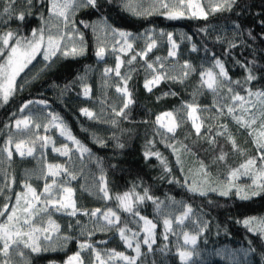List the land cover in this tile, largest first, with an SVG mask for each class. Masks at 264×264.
<instances>
[{"label": "snow or ice", "instance_id": "6c2138e0", "mask_svg": "<svg viewBox=\"0 0 264 264\" xmlns=\"http://www.w3.org/2000/svg\"><path fill=\"white\" fill-rule=\"evenodd\" d=\"M112 3L113 0H0V107L8 105L17 93L24 89L28 81L22 77V74L26 75V70H31L29 66L33 65L37 57H42L46 62L44 68H49L58 58L85 56L87 43L80 25L85 29L91 28L93 33L97 32L99 25L77 20V13L87 11L102 14L104 9ZM122 3L124 10L145 18L158 14L169 20L191 18L207 21L209 16L217 13L231 14L236 17L231 21L234 39L227 41L228 48L225 52L231 57L233 48L246 47L251 50L253 57L251 60H233L234 65L244 69L243 80H232L225 63L213 53V67L200 73L201 86L206 87L214 96L220 97L225 102L213 103L210 107L204 108L196 103H183L175 113L169 111L157 115L154 124L158 128L154 136L159 135L162 142L174 140L177 130L184 122H189L194 135L206 140L209 145L217 146V137H225L233 151L244 154L245 150L237 143L227 124L218 123L215 126L206 124L202 113L212 111L213 115L207 118L209 120L230 117L237 126V130H244L251 137L256 155L248 157L238 168L230 170L226 182L217 186H212L208 179V167L200 161L199 175L203 179L191 182L185 179L181 186L186 185L188 191L200 196H206L211 191L218 193L221 197L235 195L241 200L264 197V88L253 89V82L264 78L256 75V71L264 69V65H260L256 59L257 48L259 45H264V0H258V2L257 0H122ZM253 9L256 10L253 11ZM244 16L251 17V25L245 27L240 19ZM32 18H38L40 23L29 32H25ZM12 24L16 27L12 28ZM257 28L259 31L256 30ZM104 31L106 35L111 33L114 37H120L111 46L113 53L124 55L132 53L127 61L117 54L115 67L103 69L105 86H109L107 78L111 74L119 78V82L114 87L115 91L123 97V103L118 109L111 107L114 117L129 119L130 108L135 101L128 84L132 79L131 72L135 71L131 66L137 58L143 60L146 69L150 71L151 76L144 83V88L149 92L162 81L183 83L190 73L196 71L190 62L185 61L181 65V74L176 76L170 74V70L166 69L160 57H156L155 63L149 62L148 54L157 47V42L151 35L147 36L145 47L135 51L131 40L140 38L139 36H133L130 32L112 28L107 24H104ZM201 31L207 33L208 29L204 28ZM161 35L164 34L161 33ZM167 39L170 44L168 57L174 59L178 55V45L173 40L172 33L167 34ZM97 40L99 43L95 56L103 60L107 47L103 41H100L98 35ZM198 50L197 45L192 44L191 51ZM259 51L264 58V48H259ZM125 63L130 66L129 74L126 75L121 73ZM88 70L78 75L76 80L80 82L82 95L91 99L92 88L87 83ZM18 79L21 80L19 84ZM237 88L240 90L238 91ZM221 90H226L227 96H221ZM242 92L244 94H241ZM163 95H176V93L168 92ZM34 104L47 107L45 100H28L17 109V112L21 114L26 111L28 114L17 118V113L13 112L10 114L9 122L4 124V128L9 132L3 144L0 145V197H3V202L0 203V218H2L0 219V264H13V253L24 258V249L35 255L63 251L74 237L61 233V225L53 219L56 213L74 218L75 226L79 227L80 236L84 237L82 240H77L78 250L68 256L64 264H143L141 258L145 253L142 252V248L146 247L148 252L156 250L153 246L157 244L158 228L156 220L142 215L139 210L138 205L146 201H150L159 216L163 217V232L160 233L163 240L168 241L170 234L178 235L174 225L177 227L184 225L185 221L191 218L193 214L191 205H184V211L180 215L173 216L172 213L164 211L161 207L164 202L150 194L148 188H143L142 194L137 192L136 188L139 185L136 184L129 191L113 195L102 167V158L96 157L92 150L73 134L60 115L48 112L44 118L46 123L37 122L30 107ZM80 111L90 120L110 123L113 127L119 126L120 120L115 118L103 120L87 107ZM41 129L45 135L40 134ZM52 129L57 130L59 135L74 147L63 142L57 146L53 137L47 134ZM160 129L164 131L161 132ZM113 138L119 139L115 137V134ZM95 142L102 148L109 146L106 140L100 138H97ZM180 144L179 148L176 143H166L165 146L172 150L176 156L177 165H180V170L184 171L180 153L192 150L187 144L183 142ZM154 145L155 139L146 141V150L143 153L145 160L155 157L163 165L165 172L171 173L172 169L167 159L161 152L153 150ZM49 147L52 152L65 157V162H45L38 173L26 170L20 183L22 191L13 192L17 185V179L12 170L14 159L16 157L36 158L38 153L41 158H44V150ZM116 147L123 149L125 145L118 142ZM226 157L227 153L221 151L216 156V160L225 161ZM86 158L89 162H95L100 172L98 176L94 173L91 175L85 173ZM244 176L250 177L251 183L242 187L236 181ZM33 177L44 181L42 190L38 191L30 182ZM79 180L84 181L79 185L80 190L102 201L103 207L88 209L78 203L77 189L72 186V182ZM168 182L181 183L176 179H170ZM110 202H114V206ZM80 216L87 217L88 221L82 222L78 218ZM193 223L200 228V231L207 227V222L201 225L197 220ZM237 223L242 224L248 233L264 244V217H247ZM132 224L137 227H131ZM73 226L69 224V228ZM98 233L105 235L112 233L113 237L118 238L126 249L131 250V254L114 248L99 249L97 244L106 245L109 241H93L92 237ZM179 235L183 236L184 245L196 244L197 235H190L183 230ZM168 250L167 244L159 248L161 253ZM242 251L246 257L249 254H255L256 247L253 240L249 239L248 248ZM85 253L88 254L87 258ZM177 254L183 264H187L194 255L186 248L178 249ZM26 264H30V261H26ZM49 264H56V262L50 261ZM261 264H264V252L261 253Z\"/></svg>", "mask_w": 264, "mask_h": 264}, {"label": "trees", "instance_id": "16d2710c", "mask_svg": "<svg viewBox=\"0 0 264 264\" xmlns=\"http://www.w3.org/2000/svg\"><path fill=\"white\" fill-rule=\"evenodd\" d=\"M255 10L253 9V11ZM102 18L112 28L127 31L133 35L141 34L147 30L163 31L165 33L181 31L184 35L191 37V42L189 45L187 41H181L177 61L179 63L190 62L196 71L190 73L183 83L171 80L162 81L149 92L144 88L149 70L146 69L145 62L137 58L131 66L135 71L131 72L132 79L128 84L135 101L130 108L129 119L123 120L122 118L114 117L111 107L114 106L118 109L123 103V99L119 97L114 87L119 82V78L111 74L107 78L109 86H105V77L103 76V69L105 67L113 68L114 61L112 58H106L103 61L98 60L95 56L97 48L92 29H85L80 25L87 43V54L78 58H58L49 68H44L46 62L43 61L42 57H37L33 65L29 66L31 70H26V75L22 74V77L28 81L24 89L18 92L8 105L0 107V145L3 144L9 132L8 129L4 128V124L9 122L10 114L16 112L18 118L20 113L17 112V109L23 102L45 100L49 109L63 118L73 134L89 147L96 157L102 158V167L107 175L113 195L129 191L136 184L139 185L136 188L137 192L142 194V189L146 187L149 189L150 194L163 201L164 204L161 207L164 211L168 205L179 206L173 209L176 214H179L182 213L184 205L192 206V220H187L184 225L178 227L174 225L178 235L170 234L169 240L164 241L160 235L163 232V217L159 216L155 206L150 201L138 205L142 215L158 222L157 244L153 246L156 250L148 252L146 247L142 248V252L145 253L141 258L143 264H183L177 254L178 249L186 248L182 241V235H179L181 230L197 235L196 244L189 249L194 255L187 264H261V253L264 252V244L256 240L237 221H242L247 217H264V197L241 200L235 195L221 197L218 193L211 191L206 196H200L188 191L186 185L181 186L185 179H188L189 182L203 179L199 175L200 161H203L208 167V179L212 186L226 182L230 170L238 168L248 157L256 155L251 137L244 130H237V126L230 117L207 119L213 115L212 111H207L208 114L203 116L205 123L213 126L218 123L227 124L237 143L245 150L244 154L233 151L231 144L225 137H217V146L209 145L206 140L197 138L194 135V130L189 122L182 124L177 130L174 140L162 142L159 135L154 136V132L158 128L154 124L157 115L169 111L175 113L183 103H196L200 107H210L215 103L214 97L217 96H213L207 89L202 87L199 81V74L202 70L207 67H213V53L225 63L232 80H243L245 71L234 65L233 60H251L253 58L251 50L246 47L233 48L231 49V57L225 52V49L228 48L227 41L234 39L231 21L236 19V17L231 16V14L217 13L209 16L207 21L191 18L169 20L158 14L145 18L135 16L131 12L124 10L122 0H113V3L106 7L102 14L82 11L77 13L76 16L77 20H83L88 23H94ZM240 19L245 27L252 24L250 16H244ZM38 23H40L38 18L30 19L25 32L35 28ZM11 27L15 28L16 25L12 24ZM204 28L208 29L207 33L201 31ZM256 30L259 31L258 28ZM218 37L220 38L219 40ZM192 44H196L199 50L196 52L191 51L190 47H192ZM259 48H264V45H259ZM259 48L256 51V59L260 65H264V58H262ZM134 49L135 51H140L138 43L134 44ZM157 53V49L153 50L148 55V61L151 62V56ZM131 54L122 55L121 58L127 61ZM86 69H89L87 72V83L92 88L91 99L82 95L80 82L76 80L77 76L82 75ZM129 70L130 66L125 63L121 68V73L124 75L129 74ZM214 71L218 70L214 69ZM256 75L264 77V69L256 71ZM73 81H76V83H72ZM17 82L19 84L21 80L18 79ZM257 88H264V78L253 82V89ZM237 90L239 91L240 89L237 88ZM168 92H174L176 95H163ZM241 94L244 93L242 92ZM221 96H227L226 90H221ZM224 102L220 97H217V103ZM85 107L96 112L103 120H111L113 118L120 120L119 126L113 127L110 123H98L88 119L80 111ZM160 131L163 132L162 130ZM113 134L119 139H114ZM97 138L106 140L109 146L102 148L99 143L95 142ZM149 139H155L153 150L161 152L162 156L167 159L172 169L171 173H166L163 165L155 157L145 160L143 153L146 150V141ZM118 142L123 143L125 147L123 149L116 147ZM180 142L187 144L192 150L191 152L183 151L180 153L184 171H181V166L177 165L176 156L172 150L165 146L166 143H176L179 148L181 146ZM221 151L227 153L225 161L216 160V156ZM50 157H53V155ZM54 160L64 163L66 158L53 157L49 161ZM85 163L87 164L86 174L91 175L94 173L96 176L100 174L95 162H89L86 158ZM34 167L33 162L29 159H21L19 157L14 159L12 170L15 173L17 185L14 187L13 192L22 191L20 183L24 178V173L26 170L32 172ZM170 179L179 180L181 183H169ZM33 180L34 177L30 181L32 184ZM81 183H84V181L72 182V186L77 189L76 197L78 203L88 209L103 207L102 201L80 190L79 185ZM236 183L243 187L250 184L251 179L244 176ZM36 187H38V184ZM2 202L3 197H0V203ZM110 204L114 206V202H110ZM122 215L127 216V214ZM78 218L82 222L88 221L87 217L80 216ZM53 219L61 225L62 234L72 236L74 239L68 243L63 251L35 255L24 249L27 261H30V264H49L50 261H55L56 264H64L67 257L78 250L77 240L84 239V237L80 236L79 227L75 226L74 218L56 213L53 215ZM197 220H199L201 225L207 222V227L203 231H200V228L193 223V221ZM70 223L74 225L72 228H69ZM130 226L133 228L137 227L135 224ZM89 227H91V224H89ZM249 239L253 240L256 253L249 254L246 257L242 249L248 248ZM92 240L109 241L106 245L97 244V247L101 250L114 248L131 254V250L126 249L118 238L113 237L112 233L107 235L98 233L92 237ZM165 244L168 245L169 250L161 253L159 248ZM87 255L85 253L86 258Z\"/></svg>", "mask_w": 264, "mask_h": 264}, {"label": "rangeland", "instance_id": "374dc122", "mask_svg": "<svg viewBox=\"0 0 264 264\" xmlns=\"http://www.w3.org/2000/svg\"><path fill=\"white\" fill-rule=\"evenodd\" d=\"M94 23H97L99 25L97 32L93 33L94 41H95V44H96V48H97V45L99 43V41L97 40V35H98L100 37V41H103L104 45L107 47V52H106L105 58L103 60H105L106 58H110V59L112 58L113 61H114V67H115L116 55L119 54V55L122 56L124 54L113 53L111 51V46L114 43V41L117 40V39H120V37H118V36L114 37L111 33H108L106 35L105 31H104V24H107V23L104 22V21H103V23H101V19L96 20ZM161 33H163L164 35H161ZM167 34L168 33H165L163 31L156 32L154 30H147V31H143L141 34L133 35V36H139L140 38H137L135 40H131V38H130V40H131V42H133V44L138 43V45L140 46V50H142L145 47L147 36L151 35L152 38L155 39L156 42H157V47H155L153 50L157 49V51H158V53L156 55H152L151 56V62L155 63L156 62V57H160L161 60L164 62L166 69L170 70V74L179 76L181 74V72H182L181 65H183V63H179L177 61V57L174 58V59L168 57V51L170 49V44H169L168 39H167ZM172 34H173V40L178 45V50H179V47L181 45V41H187L188 44L191 42V40L188 39L189 37L187 35H184V33H182L181 31H176V32H174ZM190 49H191V47H190ZM163 52H165V54H163ZM98 60L99 61H103V60H100V59H98ZM173 66H174V70H172ZM207 69H209V67L204 68L202 71L207 70ZM150 76H151V74H150V71H149L148 78H150ZM199 81L201 83L200 74H199ZM204 88L207 89L206 87H204ZM209 92L214 96V94L211 91H209ZM118 95H119L120 98L123 99V97L120 94H118ZM214 102L217 103V97H214ZM30 107H31V110H32V114L36 118L37 122L46 123L47 121L44 118L47 116L48 112L54 113L52 110L49 109L48 105H47V107H45L44 105H41V104H34V105L30 106ZM201 108H204V107H201ZM27 114H28L27 111L25 113H23V114L20 113V115H27ZM54 114H56V113H54ZM206 114H208L207 111L202 113L203 116H205ZM160 130L164 131L163 129H160ZM40 134L41 135H45V133L43 132L42 129L40 130ZM47 134L51 135L53 137V139L55 140L57 146H60L61 143L63 142V143H69V145L71 147H74V146H72L70 144V142L66 141L63 137H61L59 135V132L57 130H55V129L50 130V132L47 133ZM44 152H45V157L44 158H41L39 153L37 154L36 158H25V159H29V160H31L33 162V164L35 166L33 171H35L36 173L39 172L40 168L43 166V164L45 162H47V163H59V162H57L55 160L54 161H49L50 159H53V157H59V158L61 157L58 154L52 152L51 151V147H49L48 149H45ZM51 155H53V157H50ZM33 181H34L33 182V186L36 187V185L38 184V187H36L37 190L38 191L42 190L44 181L43 180H37V179H35V177H34ZM176 207L178 208L179 206L168 205L166 207L165 212H170V213L173 214V216L180 215L181 213L176 214L175 213L176 211L173 210ZM183 211H184V209H183ZM189 220H192V219L190 218ZM188 233L190 235H193L190 232H188ZM182 241H183V236H182ZM184 246L186 247V249L188 251H190L189 249H191L194 245L189 244V245H184ZM12 259H13V264H26V261H27L26 255H25L24 258H21V257L17 256L15 253H13Z\"/></svg>", "mask_w": 264, "mask_h": 264}]
</instances>
